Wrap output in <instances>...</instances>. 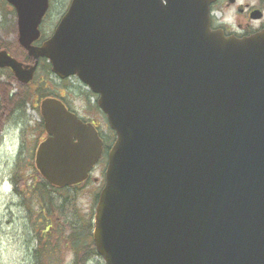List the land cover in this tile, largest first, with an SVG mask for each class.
Segmentation results:
<instances>
[{
  "label": "water",
  "instance_id": "obj_1",
  "mask_svg": "<svg viewBox=\"0 0 264 264\" xmlns=\"http://www.w3.org/2000/svg\"><path fill=\"white\" fill-rule=\"evenodd\" d=\"M18 41L0 68L29 83L40 58L98 95L116 140L95 207L106 264H264V30L226 37L211 0H72L41 45L49 0H7ZM35 165L57 186L88 178L103 141L56 97Z\"/></svg>",
  "mask_w": 264,
  "mask_h": 264
},
{
  "label": "rangeland",
  "instance_id": "obj_2",
  "mask_svg": "<svg viewBox=\"0 0 264 264\" xmlns=\"http://www.w3.org/2000/svg\"><path fill=\"white\" fill-rule=\"evenodd\" d=\"M49 2L50 8L41 26L44 38L51 36L71 0H49ZM8 28L10 29L7 30ZM2 47L9 48L14 56L20 59L25 58L26 53L17 41L16 14L9 5L4 6L3 11H0V48ZM9 75H11L9 70H0L1 80H8ZM73 80L61 81L52 72L39 69L28 88L30 105H27L26 115H23L20 122L19 113L10 114L5 126L0 128V264H105L101 256L86 253L82 248L80 250L68 248L67 243H74L68 232H61L59 235L57 232L51 238V246H57L60 242V248L38 247V236L34 231L33 219H37L39 200L37 196L27 194L33 189L34 183L36 186H41V182L44 181L34 163V152L40 141L37 135L39 132L37 122L41 119L37 109L40 101L39 88L46 90L44 94H62L67 104L78 115L85 119L101 121V128L105 129L106 117L95 109L80 88L79 91L77 80ZM12 86L14 87V83ZM25 128L29 129L28 133L23 131ZM22 137L26 143L24 150L19 152ZM104 170L105 166L99 164L93 170L92 178L100 179L101 175H104ZM21 179L20 189L14 190V180L16 183ZM90 186V183L85 184L75 193L77 195L74 203L82 214H85L90 206L92 212L94 211V199L89 194H84ZM61 204L62 202L59 201L58 205Z\"/></svg>",
  "mask_w": 264,
  "mask_h": 264
},
{
  "label": "flooded vegetation",
  "instance_id": "obj_3",
  "mask_svg": "<svg viewBox=\"0 0 264 264\" xmlns=\"http://www.w3.org/2000/svg\"><path fill=\"white\" fill-rule=\"evenodd\" d=\"M209 9L211 28L222 31L227 37L243 38L264 30V0H211ZM92 122L96 125L98 130H100L103 139L107 135L113 137V133L108 130L106 124H104L106 129L105 132V129L101 128V121L94 120ZM25 133H28V131ZM25 143L22 137L19 144V152L24 150ZM107 163L108 153L104 143L103 154L98 165L100 164V166L104 167ZM89 183L91 186L86 189L84 194H89L92 199H94V203H96L99 191L104 184L103 175H101L100 179L95 177L92 178L90 175L86 181L69 187L50 186L55 198L62 202V204H55L53 207L55 211L51 213L49 212L48 205L39 204L38 202L40 207L36 213L37 219H33L35 223L34 231L38 236V247L47 246L51 242L50 237L57 232L58 235L61 232H69L70 236H77V234H75L77 231H80V234L84 236H86L88 232L85 239H80L78 237L79 248L95 247L92 234V206H90L85 214H82L78 206L74 203V198L77 195L75 193L85 184ZM34 184L36 185V183ZM41 184L46 185V183L43 182H41ZM35 185H32L33 189L28 191L27 194L38 196V192L40 191L37 192V186ZM14 190H16L15 186ZM37 198L38 200L41 199L39 197ZM63 203L65 207H62ZM38 224L42 225L38 226Z\"/></svg>",
  "mask_w": 264,
  "mask_h": 264
},
{
  "label": "trees",
  "instance_id": "obj_4",
  "mask_svg": "<svg viewBox=\"0 0 264 264\" xmlns=\"http://www.w3.org/2000/svg\"><path fill=\"white\" fill-rule=\"evenodd\" d=\"M8 5L7 2L5 0H0V11H3V7ZM10 28H8L7 30H9ZM8 51L10 53H12L10 51V49L8 48ZM13 54V53H12ZM14 55V54H13ZM16 56V55H15ZM30 59L28 56L25 55L24 60L26 62H30ZM40 69L44 70V71H50V65L48 63H45V61L43 60V63H41L40 65ZM15 82V78L13 77V75H9L8 76V80H3L2 82L0 81V126H3L4 121L7 119V117L12 113L14 114V112L19 113L23 111V108L25 107L26 102L29 99V94L27 91V87L23 86V85H18V91L13 92L14 87L12 86V83ZM45 89H40V96L46 97V96H50L51 94H44ZM95 109L97 110V107L94 105ZM21 117V115H20ZM23 179V178H22ZM21 180H17L18 182H16V186L20 188V183ZM40 192H38V196L39 198H41L39 200V204H46L48 205V209L49 212H54L55 210H53V207L55 206V204H58L57 199L55 198L54 194L52 193L51 187L46 184V185H42L41 187H38ZM62 207H65L64 204L62 205ZM64 209V208H63ZM69 233V232H68ZM76 235H71V240L74 243H67L66 246L68 248H76V249H81L79 248V242H78V237L80 239H85L88 235V232L86 234V236L80 234V231H77ZM84 236V237H83ZM53 237V236H52ZM50 237V239L52 238ZM59 244L56 246H51V242L48 244L49 248L53 247V248H60L61 247V243L58 242ZM86 253H91V254H96L95 248H82Z\"/></svg>",
  "mask_w": 264,
  "mask_h": 264
}]
</instances>
